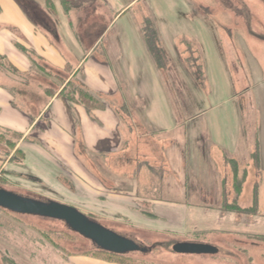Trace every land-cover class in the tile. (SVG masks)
Segmentation results:
<instances>
[{
    "label": "crops",
    "instance_id": "crops-1",
    "mask_svg": "<svg viewBox=\"0 0 264 264\" xmlns=\"http://www.w3.org/2000/svg\"><path fill=\"white\" fill-rule=\"evenodd\" d=\"M214 2L217 8L203 4L198 9L183 1L184 8L169 11L158 8L160 0H0V141L16 145L10 156L0 149V166L16 160L12 174L57 193L73 190L83 206L109 201L105 193L115 192V184L106 181L126 176V196L120 200L143 218L150 210L156 216L154 208L169 207V191L204 186L217 153L222 190L230 182L231 161L238 175L241 169L249 173L243 162L247 157L260 170L262 142L258 130L251 136L244 130L239 98L244 91L248 106L262 97L248 87L240 89L236 79L244 69L233 65L222 24L212 15L228 14L231 23L225 29L238 27L232 14ZM138 6L144 7L139 18L133 15ZM150 38L156 40L150 44ZM263 48L257 55L264 54ZM235 50L242 63L243 49L237 45ZM255 65L263 74L260 61ZM70 82L94 96L100 107L70 100ZM16 153L21 162L13 158ZM122 160L126 166H120ZM147 172L157 182L143 183ZM168 175L174 176L171 182L164 178ZM254 197L258 204L257 189ZM172 201V207H185L176 202L184 200ZM234 204L241 208L238 199L224 202ZM126 226L139 239L189 234V229L172 233L132 222ZM173 256H189L196 264H228L217 257ZM143 264L156 263L146 259Z\"/></svg>",
    "mask_w": 264,
    "mask_h": 264
},
{
    "label": "rangeland",
    "instance_id": "rangeland-1",
    "mask_svg": "<svg viewBox=\"0 0 264 264\" xmlns=\"http://www.w3.org/2000/svg\"><path fill=\"white\" fill-rule=\"evenodd\" d=\"M149 1L152 3V0ZM183 1L187 2L191 8L196 6V8L200 9L203 4L213 9L217 8L215 0ZM183 1L160 0L161 3L158 8L163 7L169 11L178 10L179 8H184ZM246 1L259 20L258 29L263 31L264 2L262 0ZM143 13L144 7L138 6L133 15L139 18ZM209 13L214 14L212 11H209ZM212 16L222 24L223 38L228 47V54L233 58V65L239 64L246 71L240 72V75L237 74L236 80L240 84V89L248 87L250 89L249 92L252 93L255 90L257 95L262 97L263 102L261 101L254 105V101L251 102L250 100L251 105L245 106L243 91L240 94L239 104L240 110L241 108L244 109L242 112L240 111L245 124L244 130H247L250 136L252 130L254 132L258 130L264 149V73L258 74L259 67L255 65V63L260 61L261 66H264V54L257 55V51L259 48L264 47V44H262L261 40L250 36L242 24L231 31L225 29V24L231 23V17L228 14L219 11ZM237 45L244 51L242 63L236 59L235 46ZM254 70L256 73H254ZM207 97L209 98V95ZM217 97L218 94H216L215 98L217 99ZM7 137L5 139H10ZM15 147L16 145L6 144L4 140L0 141V149L6 150L9 156L15 150ZM172 153L175 157L180 154L179 149L173 150ZM172 153H170V156H172ZM20 156L16 153L13 158L17 159ZM219 156L217 153L215 159H212L214 169L205 175L206 182L204 186L198 183L192 184L188 188V192L184 191V193L169 191V207L154 208L156 216L150 210L149 212L151 213L146 214L145 218L138 216L133 210H128L126 204L120 200L126 196V176H115L114 179L113 176L110 177L112 180L108 181V183L106 181V184H115L113 187L115 192L105 193L110 200L95 203L92 201V204L87 200L88 206L80 205L82 204L79 201L80 198L76 197L77 193L73 190L57 193L51 191L46 185L36 184L27 177H19L16 174H12L14 167H16V160H13L8 166H0V187L32 199L41 201L53 200L74 207L96 223L127 238L139 239L136 230L127 227L126 222L138 223L145 227L146 230H166L172 233L189 229V234L186 236H168V238L166 236L164 241L169 242V245H176L184 242L200 243L190 242L195 239L203 240L206 243L201 244L212 245L213 243V245L217 246L220 249V254L215 257L219 260L221 259V261L224 260L228 264H264V158L260 170L257 169L251 157H247L243 161L248 165L249 173L247 171L243 172L242 169L240 170L238 177L242 180L245 178V181L242 185V191L239 193L235 188L236 178L233 175V170H231L232 166H228L230 175L227 179L230 182H227L225 189L223 188L222 190L223 186L221 187L220 182L223 177H220L217 171L221 162ZM21 160L22 158L20 157V162ZM160 161L161 159L154 163V160H152L151 164L156 166ZM141 162L143 163L144 160ZM209 162L210 159L205 153V159H203L205 167L208 166ZM119 163L121 167L126 166V161L122 160ZM192 165L191 169L193 170L195 169V160L192 161ZM153 172L156 173L155 170ZM245 172L246 176L244 177ZM164 178L167 179V182H171L174 176L168 175ZM156 179L158 177L153 174L150 175L149 172H147V175L142 176L143 183H154L157 182ZM112 185L109 186L111 187ZM66 187L68 189V186ZM256 189L257 206L255 205L256 198L254 197ZM187 193L192 197L188 196ZM100 195H103V193H100ZM113 197L117 198L113 200ZM234 199H238V203L241 204V209H238L240 211L227 206L230 202H234ZM172 200H184L176 202H179L180 206L185 205V207H172V205L176 204ZM225 200L227 205H224ZM141 241L150 243L145 237H142ZM207 241L212 243H207ZM94 249L91 242L71 232L62 222L19 215L0 208V264H6L4 261L5 257L12 259L17 264H76L73 259L77 257L103 260V258L90 255L95 252ZM139 257L141 260L143 256L139 255ZM172 257L174 256L170 250L167 251L159 247V249H155L149 259H152L150 261L156 264H196L190 260L194 258H189V256H182L178 260H174Z\"/></svg>",
    "mask_w": 264,
    "mask_h": 264
},
{
    "label": "water",
    "instance_id": "water-1",
    "mask_svg": "<svg viewBox=\"0 0 264 264\" xmlns=\"http://www.w3.org/2000/svg\"><path fill=\"white\" fill-rule=\"evenodd\" d=\"M0 208L19 215L63 221L73 231L106 252L126 254L148 251L134 240L96 223L76 208L57 201L32 199L0 187ZM173 250L181 255H215L219 252L216 246L189 242L178 243Z\"/></svg>",
    "mask_w": 264,
    "mask_h": 264
},
{
    "label": "trees",
    "instance_id": "trees-1",
    "mask_svg": "<svg viewBox=\"0 0 264 264\" xmlns=\"http://www.w3.org/2000/svg\"><path fill=\"white\" fill-rule=\"evenodd\" d=\"M262 1L264 2V0H262ZM216 2L218 5V9L223 10V11H227L228 13L232 14V16L234 18V22L237 26L241 25V24L244 25L246 30L250 34V36L257 38L258 40H261L262 42H264V30L261 31L258 29L259 20H258L257 16L255 15L253 9L250 7V5L245 0H216ZM155 40H156L155 38L148 39L150 44L153 43ZM69 86H70V88H69ZM66 92H67L66 95H68L69 99L72 101L81 102L90 108L100 107L99 101L94 96H92L89 92L84 90L80 85L76 86L75 84H72L70 82L68 84ZM259 155H260L259 153L256 155V160H259V157H258ZM231 164L233 166V170H234V174H235V178H236L235 179V188L240 193L242 191V185H243V182L245 181V178L242 180L238 177L239 176L238 175L239 170L237 167V163L235 161H231ZM245 176H246V172L244 173V177ZM255 205L257 206V198H256ZM230 207H232L231 209H235V210L241 209L236 204H234ZM238 211H240V210H238ZM255 211H256V208H255ZM29 217L47 219V218H42V217H37V216H29ZM48 220L62 222L66 225V227L69 230H71V232L78 234L77 232L73 231L63 221L55 220V219H48ZM78 235H80V234H78ZM128 238L132 239L131 237H128ZM147 238L149 240L151 239L150 241L148 240V242H150V243H143L141 241V239L140 240L139 239L138 240L132 239L137 244H139L142 248L147 249L148 250L147 252H145V253L133 252V253H126V254H114V253L103 251L100 248H98L92 241H90L86 238L85 239L88 240L89 242H91L95 248L94 249L95 252L91 253L90 255H94V257L103 258L104 260L111 262V263L141 264V263L146 261V258L148 259V261L152 260V259H149V257H152L155 249H159V247L162 249H166L167 251L170 250L173 255H181V254L175 253L173 250L174 245H169V242L164 241L165 239L154 238L152 236H147ZM86 255H88V254H86ZM139 255L143 256V257H141V260L139 259L140 258ZM4 261L6 262V264H17L15 261H13L12 259H10L8 257H5Z\"/></svg>",
    "mask_w": 264,
    "mask_h": 264
},
{
    "label": "flooded vegetation",
    "instance_id": "flooded-vegetation-1",
    "mask_svg": "<svg viewBox=\"0 0 264 264\" xmlns=\"http://www.w3.org/2000/svg\"><path fill=\"white\" fill-rule=\"evenodd\" d=\"M217 247V246H216ZM218 248V247H217ZM218 250H220L219 248H218ZM219 254V252L217 253V254H215V255H198V256H201V257H205V256H208V257H215V256H217Z\"/></svg>",
    "mask_w": 264,
    "mask_h": 264
}]
</instances>
